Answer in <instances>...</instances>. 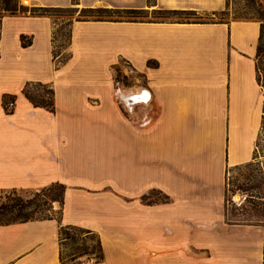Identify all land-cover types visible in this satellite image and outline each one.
<instances>
[{"label": "crops", "instance_id": "obj_1", "mask_svg": "<svg viewBox=\"0 0 264 264\" xmlns=\"http://www.w3.org/2000/svg\"><path fill=\"white\" fill-rule=\"evenodd\" d=\"M226 4L29 0L122 14L73 19L63 60L51 12L0 13V194L64 184L59 212L0 223V264H61L65 225L100 240L102 257L77 264H264V223L229 218L227 199L264 114L261 20L173 13ZM120 61L132 83L116 81ZM27 82L53 88L54 110Z\"/></svg>", "mask_w": 264, "mask_h": 264}, {"label": "rangeland", "instance_id": "obj_2", "mask_svg": "<svg viewBox=\"0 0 264 264\" xmlns=\"http://www.w3.org/2000/svg\"><path fill=\"white\" fill-rule=\"evenodd\" d=\"M28 5L23 0H0V13L22 11L20 6ZM31 7V6H28ZM29 11L30 10H23ZM54 16V53L58 60L67 56L69 39V24L75 18L94 17L98 14L109 17H118L121 13L103 12L96 10H83L74 7L54 8L50 10ZM191 18L213 17L220 19L230 18H258L264 22V0H227L223 12L209 15L204 12L190 15ZM123 62L116 66L115 79L119 84L132 83V78L122 70ZM258 77L264 87V24L262 25V38L257 53ZM260 150L264 148V140L259 142ZM227 179L228 217L246 222L264 223V199L260 193L264 188V171L258 162L254 161L244 166L230 168ZM21 195L28 198L33 196L35 190L19 191ZM51 194L59 193L60 189L54 187L49 190ZM151 196L161 197L152 192ZM40 198V197H39ZM0 200H3V198ZM50 211L57 213L60 208L58 199L50 202ZM56 204V205H55ZM48 214L49 211L45 210ZM67 237L62 241L63 264H77L85 258H96L98 250L97 237L94 234L79 230L77 228L64 229Z\"/></svg>", "mask_w": 264, "mask_h": 264}, {"label": "trees", "instance_id": "obj_3", "mask_svg": "<svg viewBox=\"0 0 264 264\" xmlns=\"http://www.w3.org/2000/svg\"><path fill=\"white\" fill-rule=\"evenodd\" d=\"M54 8H63V7H48V6L27 7L26 5L20 6V9L22 11L30 10L31 13H50V10ZM93 9L96 11L118 13L117 10H111L109 8H101V7L84 8L83 10H93ZM133 12H137V11H133ZM218 12H223V10H220ZM173 13H177L179 15H184L186 17H189L190 15L195 14L196 12L194 10H174ZM212 13H217V12L214 11ZM94 17L103 18L109 16H103L102 14H98ZM263 24L264 22L261 21L260 40L262 38ZM21 38L23 44H27L30 42V40H25L23 35L21 36ZM258 49H259V45H258ZM22 92L34 105H42L50 110H54L53 88L50 85L42 82H27L23 86ZM54 187L59 188L60 192L55 193L53 195L49 192V190L53 189ZM63 192H64V184L59 182H52L48 186L35 190L33 196L28 198L21 195L20 192L16 189L4 191L3 193L0 194V198L1 199L3 198V200H0V223L25 221L33 218L51 216L54 213L50 211L51 203L48 202H50L53 199H58L61 204L63 198ZM45 210L49 211L48 214L45 212ZM67 228H77L79 230H83L85 232L90 233L88 229L75 225L61 226L60 227L61 242L63 241V238L67 237L66 235H64L65 234L64 229ZM94 235L97 237V242H98V250L95 257L99 259L102 257V248L98 236L96 234ZM60 259L62 260L61 264H63L62 255H60Z\"/></svg>", "mask_w": 264, "mask_h": 264}, {"label": "built area", "instance_id": "obj_4", "mask_svg": "<svg viewBox=\"0 0 264 264\" xmlns=\"http://www.w3.org/2000/svg\"><path fill=\"white\" fill-rule=\"evenodd\" d=\"M4 108L6 111H11L14 108V99L13 98L5 99ZM260 140H264V114H263L262 123L258 130V137L255 144V156H254V160L258 162V164L262 167V170L264 171V148L260 150L259 148Z\"/></svg>", "mask_w": 264, "mask_h": 264}, {"label": "bare ground", "instance_id": "obj_5", "mask_svg": "<svg viewBox=\"0 0 264 264\" xmlns=\"http://www.w3.org/2000/svg\"><path fill=\"white\" fill-rule=\"evenodd\" d=\"M23 2L26 3V4H28L29 3V0H23Z\"/></svg>", "mask_w": 264, "mask_h": 264}]
</instances>
